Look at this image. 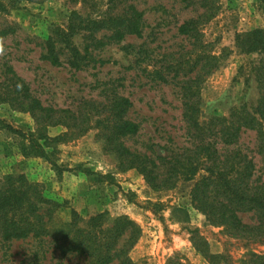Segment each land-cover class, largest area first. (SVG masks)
<instances>
[{
    "label": "rangeland",
    "instance_id": "1",
    "mask_svg": "<svg viewBox=\"0 0 264 264\" xmlns=\"http://www.w3.org/2000/svg\"><path fill=\"white\" fill-rule=\"evenodd\" d=\"M90 1L95 8L80 0H0V189L6 188L8 176L38 184L47 198L60 204L52 221L55 228L71 222L73 210L84 221L98 213H103L105 223L128 216L141 229L129 253L134 264H167L176 256L190 264H211L193 246L195 230L212 254L249 264L252 254H264V246L232 237L229 228L196 210L190 196L193 181L181 179L172 189H153L136 169H117V157L104 151L98 116L87 117L83 133L71 119L119 95L132 102L127 117L140 126L139 134L126 142L132 150L165 155L173 147L189 146L193 131L183 119L179 87L187 77L181 73L175 78V66H188L199 53L217 58L216 70L198 87L200 122L228 117L236 107L255 110L259 92L253 74L261 55L241 52L236 37L264 31L261 0H219L215 17L198 27L207 50L192 54V41L178 29L202 10L185 8L178 0H138L144 13L143 35L93 47L89 21L100 20L109 0ZM60 34L87 54L85 67L69 65L70 52ZM49 40L54 41L61 66L42 59ZM159 70L167 82L158 79ZM13 75L27 84L44 108L63 119L50 124L16 109L6 93L12 91ZM239 148L253 157L254 179L263 182L264 160L257 154L255 132H246ZM240 217L249 225L256 222L253 214ZM0 264L84 263L77 257H61L46 240L4 242L0 236Z\"/></svg>",
    "mask_w": 264,
    "mask_h": 264
},
{
    "label": "trees",
    "instance_id": "2",
    "mask_svg": "<svg viewBox=\"0 0 264 264\" xmlns=\"http://www.w3.org/2000/svg\"><path fill=\"white\" fill-rule=\"evenodd\" d=\"M80 1L84 5L89 2L90 7L95 8L90 0ZM137 1L109 0L100 20L89 21L91 45L105 47L122 42L128 36L140 38L144 30V13L138 9ZM178 1L185 8L203 11L197 19L186 20L178 29L180 35L192 41L190 54L207 50L198 27L203 21L215 17L219 0ZM261 2L264 6V0ZM101 30L106 34H96ZM62 40L70 52L69 65L77 70L85 67L83 63L87 54L82 55L77 47H72L67 37ZM236 46L243 53L261 55L253 74L259 92L255 110L236 107L228 117H212L202 124L198 87L203 77L216 70L217 58L213 54L199 53L187 63L188 66H175V78L181 73L187 77L179 83L183 119L193 131L187 147H173L165 155L156 151L141 153L128 147L126 142L139 134L140 126L127 117L132 102L119 95L109 98L101 106H91L89 114L81 112L71 121L77 129H83L80 132L83 133L87 128V117L98 116L96 124L104 140V151L117 157L119 171L136 169L155 190L172 189L181 179L193 181L190 196L196 210L213 218L217 226L229 228L232 237L246 239L247 244L264 246V181L258 183L254 179V159L239 148L243 135L253 131L257 154L264 160V31L237 35ZM42 59L53 66L62 65L54 41L47 42V53ZM157 77L163 82L168 81L160 70ZM10 80L12 91L6 93L16 109L29 111L36 121L45 120L50 124L63 119L56 116V111L44 108L34 99L27 84L19 77L13 75ZM23 179L8 176L6 188L0 189V236L4 242L38 238L46 240L61 257H77L84 264H134L129 253L141 237V229L128 216L105 223L103 213H98L84 221L73 210V218L65 227H52L54 215L60 208L59 202L47 198L38 184H25ZM241 214H253L256 222L244 223ZM192 234L194 248L211 264H235L227 254H212L208 242L199 236L197 230ZM167 264L190 263L176 256ZM249 264H264V254H252Z\"/></svg>",
    "mask_w": 264,
    "mask_h": 264
}]
</instances>
